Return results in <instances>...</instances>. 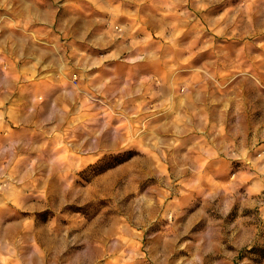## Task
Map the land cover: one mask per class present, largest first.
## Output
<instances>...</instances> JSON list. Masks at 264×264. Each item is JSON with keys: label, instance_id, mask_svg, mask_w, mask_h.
<instances>
[{"label": "rangeland", "instance_id": "374dc122", "mask_svg": "<svg viewBox=\"0 0 264 264\" xmlns=\"http://www.w3.org/2000/svg\"><path fill=\"white\" fill-rule=\"evenodd\" d=\"M20 2L0 264H264V0Z\"/></svg>", "mask_w": 264, "mask_h": 264}, {"label": "crops", "instance_id": "0c3cea01", "mask_svg": "<svg viewBox=\"0 0 264 264\" xmlns=\"http://www.w3.org/2000/svg\"><path fill=\"white\" fill-rule=\"evenodd\" d=\"M114 12V9L94 10L93 17L99 22L100 29L104 28V21H116ZM22 21L29 27L36 26V6L20 0L0 3V79L9 75L17 82V89L25 84V77L30 78L36 73L38 60L36 35L30 29L28 32L20 30Z\"/></svg>", "mask_w": 264, "mask_h": 264}, {"label": "built area", "instance_id": "2783aa9c", "mask_svg": "<svg viewBox=\"0 0 264 264\" xmlns=\"http://www.w3.org/2000/svg\"><path fill=\"white\" fill-rule=\"evenodd\" d=\"M116 29H118L120 31V28L119 27H116ZM76 79V75L73 76V80L75 81Z\"/></svg>", "mask_w": 264, "mask_h": 264}]
</instances>
